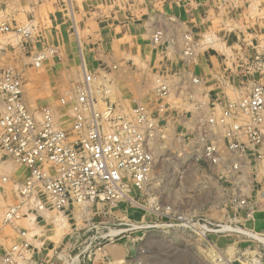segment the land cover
<instances>
[{"label":"rangeland","instance_id":"1","mask_svg":"<svg viewBox=\"0 0 264 264\" xmlns=\"http://www.w3.org/2000/svg\"><path fill=\"white\" fill-rule=\"evenodd\" d=\"M2 26L27 27L29 34L5 33ZM155 34L163 42L158 46ZM186 35L194 47L188 72L198 80V101L231 103L256 88L264 94V0H0V73L7 68L20 73L27 81L25 100L37 108L67 97L81 80L83 62L90 74L109 73L111 101L127 108V99L139 98L152 105L155 70L165 64L185 70L180 54ZM48 51L53 53L39 67L31 64L32 56ZM189 76L180 79L187 84ZM183 111L177 105L170 117L177 120ZM175 145L157 149L155 180L134 201L140 207L147 201L176 203L198 225L207 219L242 233L138 229L148 215L128 204L38 208L16 190L27 170L0 152V257L17 246L19 252L11 253L20 264H218L220 256L228 264H264V158L243 164L244 194L254 212L250 218L244 209L234 214L226 200L229 182L239 175L226 166L205 175L200 163L187 162L175 197L178 180L172 179L174 187L160 182L177 160ZM20 203L18 217L5 223L8 209Z\"/></svg>","mask_w":264,"mask_h":264},{"label":"built area","instance_id":"2","mask_svg":"<svg viewBox=\"0 0 264 264\" xmlns=\"http://www.w3.org/2000/svg\"><path fill=\"white\" fill-rule=\"evenodd\" d=\"M1 31L29 34L27 27L2 26ZM161 40L160 34L153 36L154 45L162 44ZM184 40L180 63L185 70L180 73L166 64L155 70L152 105L139 98L127 99V108L111 101L109 73L95 76L83 65L82 80L74 82L67 97L36 108L25 101L27 81L13 68L4 69L0 73V152L27 170L26 179L15 185L19 198L56 211L94 203L109 208L138 206L134 197L143 196L155 180L157 149L170 150L171 143H176L173 155L177 160L160 182H172L174 187L172 179L178 180L179 187L172 193L176 197L189 168L187 162L200 163L205 175L226 166L239 173L228 181L231 188L226 200L234 214L244 209L251 218L254 212L244 194L243 164L252 157L264 158V94L256 88L231 103L198 101L194 93L198 80L188 72L194 47L189 35ZM51 53L32 56L31 64L39 67ZM185 73L190 74L187 84L180 79ZM177 105L184 111L176 120L170 115ZM220 175L219 179L224 176ZM42 199L46 202L42 206L35 201ZM22 204L8 209L5 223L18 217ZM138 208L148 215L137 227L142 230L203 236L241 232L207 219L198 225L194 215L183 213L185 209L179 210L176 203L147 201ZM10 251L19 252L17 246ZM11 252L0 257V264H20ZM216 261L228 264L223 256Z\"/></svg>","mask_w":264,"mask_h":264},{"label":"crops","instance_id":"3","mask_svg":"<svg viewBox=\"0 0 264 264\" xmlns=\"http://www.w3.org/2000/svg\"><path fill=\"white\" fill-rule=\"evenodd\" d=\"M85 66V64L83 63V62H81V70H82V73L84 72V66ZM79 79H81L82 80V76L79 78ZM63 85V87L64 88H66L67 87V85L68 84H62ZM26 101V100H25ZM27 102V101H26ZM28 104H29V102H27ZM46 103H48V104H50V103H52V101L51 100H47V101H45V104Z\"/></svg>","mask_w":264,"mask_h":264},{"label":"bare ground","instance_id":"4","mask_svg":"<svg viewBox=\"0 0 264 264\" xmlns=\"http://www.w3.org/2000/svg\"><path fill=\"white\" fill-rule=\"evenodd\" d=\"M175 249V248H174Z\"/></svg>","mask_w":264,"mask_h":264}]
</instances>
